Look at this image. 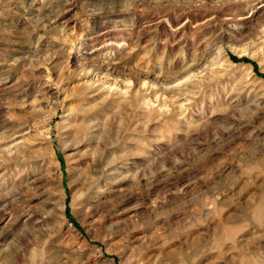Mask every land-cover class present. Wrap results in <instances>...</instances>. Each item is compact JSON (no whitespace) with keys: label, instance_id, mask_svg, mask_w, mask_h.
<instances>
[{"label":"rangeland","instance_id":"rangeland-1","mask_svg":"<svg viewBox=\"0 0 264 264\" xmlns=\"http://www.w3.org/2000/svg\"><path fill=\"white\" fill-rule=\"evenodd\" d=\"M111 262L264 264V0H0V264Z\"/></svg>","mask_w":264,"mask_h":264},{"label":"bare ground","instance_id":"bare-ground-1","mask_svg":"<svg viewBox=\"0 0 264 264\" xmlns=\"http://www.w3.org/2000/svg\"><path fill=\"white\" fill-rule=\"evenodd\" d=\"M193 67V66H192ZM170 87V86H169ZM89 125L86 123L85 119L84 121L77 126V134L83 135L82 140H84L88 135ZM81 140V141H82ZM20 142H14L12 144V147L16 148V145H18ZM21 147V146H20ZM18 150V148L16 149ZM92 151V150H91ZM24 159L20 163V165H28L31 163L32 159L34 158L33 155L30 153H27V151L24 150ZM33 163V162H32ZM100 166V159L97 154V149H93L92 151V158H91V171L88 170L86 172L80 173V180L82 184V191L90 198L95 199L97 195L99 194V185H98V175L100 173L99 171ZM93 201V200H92ZM127 262V261H126ZM110 264H114L111 262Z\"/></svg>","mask_w":264,"mask_h":264}]
</instances>
